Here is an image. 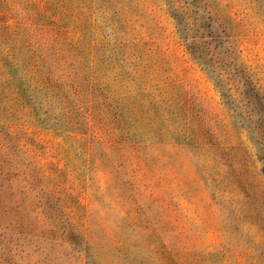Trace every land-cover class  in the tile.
Wrapping results in <instances>:
<instances>
[{
	"label": "rangeland",
	"instance_id": "rangeland-1",
	"mask_svg": "<svg viewBox=\"0 0 264 264\" xmlns=\"http://www.w3.org/2000/svg\"><path fill=\"white\" fill-rule=\"evenodd\" d=\"M256 130L264 0H0V264H264Z\"/></svg>",
	"mask_w": 264,
	"mask_h": 264
},
{
	"label": "trees",
	"instance_id": "trees-1",
	"mask_svg": "<svg viewBox=\"0 0 264 264\" xmlns=\"http://www.w3.org/2000/svg\"><path fill=\"white\" fill-rule=\"evenodd\" d=\"M42 45L44 44H37L34 39H33V35H28V38L26 39V44L25 46L28 48L29 51V58L26 61L28 64V67L30 70H34L35 72H40V82L42 83V85L44 84L46 87L48 88H55L58 92H61V90H63V88H65L66 83V76H65V71H61L60 75H61V80H59L57 78V74L55 73V71L50 70L48 73H45L43 71V69H41V63L43 62V60L50 58V55L52 54H56V58L52 59V62H60L62 57H60L57 52H49L48 55L44 56L41 53V48ZM53 58V57H52ZM39 81V80H38ZM252 136L254 137L256 143L261 147V151L264 153V140L263 138H261L260 132L259 131H253ZM246 220V219H244Z\"/></svg>",
	"mask_w": 264,
	"mask_h": 264
}]
</instances>
